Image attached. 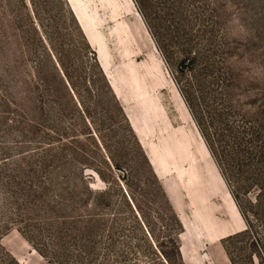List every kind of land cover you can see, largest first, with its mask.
Wrapping results in <instances>:
<instances>
[{"label":"rangeland","instance_id":"1","mask_svg":"<svg viewBox=\"0 0 264 264\" xmlns=\"http://www.w3.org/2000/svg\"><path fill=\"white\" fill-rule=\"evenodd\" d=\"M165 254L264 264V0H0V264Z\"/></svg>","mask_w":264,"mask_h":264},{"label":"crops","instance_id":"2","mask_svg":"<svg viewBox=\"0 0 264 264\" xmlns=\"http://www.w3.org/2000/svg\"><path fill=\"white\" fill-rule=\"evenodd\" d=\"M99 65H100V67L102 66L101 65V63H100V61H99ZM101 69H102V67H101ZM102 71H103V73L105 74V76H106V78L107 79H109L110 80V83L113 85H111L113 88H115L116 87V84H115V82L112 80V79H110L111 78V71H110V68H109V70L108 71H105L104 69H102ZM113 82V83H112ZM120 98V97H119ZM133 130H135V129H133ZM136 132V131H135ZM149 157H150V159H151V165L155 168V171H156V173L158 174V175H161V173H160V169L157 167V163H156V158L153 156V155H149ZM157 167V168H156ZM233 208V207H232ZM234 214V213H233ZM235 216L236 215H233V217L235 218ZM238 221V220H237ZM244 226V225H243ZM244 228V227H243ZM244 230V229H243ZM242 230V231H243ZM229 234V233H228ZM231 234H233V233H230V235ZM180 252H181V257H182V260H185L184 259V255H182V251L180 250ZM224 255V257L226 258V260H224L225 261V264H231V262H230V260H229V258L227 257V255H225V254H223Z\"/></svg>","mask_w":264,"mask_h":264},{"label":"bare ground","instance_id":"3","mask_svg":"<svg viewBox=\"0 0 264 264\" xmlns=\"http://www.w3.org/2000/svg\"><path fill=\"white\" fill-rule=\"evenodd\" d=\"M74 12V11H73ZM74 16H75V14H74ZM76 17V16H75ZM77 19V18H76ZM79 23V22H78ZM96 42V44H97V47H98V49H99V53L101 54V56H103L102 57V59H101V67H102V69H104L105 71H108L109 70V68H110V64H111V62L109 61V59H108V55H107V53H106V51L102 48V44H100V42H99V40H96L95 41Z\"/></svg>","mask_w":264,"mask_h":264},{"label":"trees","instance_id":"4","mask_svg":"<svg viewBox=\"0 0 264 264\" xmlns=\"http://www.w3.org/2000/svg\"><path fill=\"white\" fill-rule=\"evenodd\" d=\"M98 65H99V63H98ZM100 67V66H99ZM100 69H101V67H100ZM101 71H102V69H101ZM103 72V71H102ZM104 74V73H103ZM104 76H105V74H104ZM106 77V76H105ZM107 79V78H106ZM110 86V85H109ZM111 88V87H110ZM112 89V88H111ZM178 249V251H179V253H180V255H181V252H180V249L179 248H177ZM164 259H165V261H166V263L168 264L169 263V259H168V257L166 256V254H165V256H164ZM230 259V258H229ZM231 261V264H234V262H232V260H230ZM170 264V263H169Z\"/></svg>","mask_w":264,"mask_h":264},{"label":"water","instance_id":"5","mask_svg":"<svg viewBox=\"0 0 264 264\" xmlns=\"http://www.w3.org/2000/svg\"><path fill=\"white\" fill-rule=\"evenodd\" d=\"M76 18H77V16H76ZM81 26V25H80Z\"/></svg>","mask_w":264,"mask_h":264}]
</instances>
